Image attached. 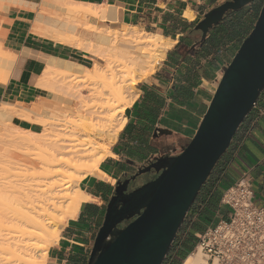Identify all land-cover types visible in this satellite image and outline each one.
I'll return each mask as SVG.
<instances>
[{
	"label": "bare ground",
	"instance_id": "6f19581e",
	"mask_svg": "<svg viewBox=\"0 0 264 264\" xmlns=\"http://www.w3.org/2000/svg\"><path fill=\"white\" fill-rule=\"evenodd\" d=\"M2 3L0 0V8ZM16 5L38 12L32 22L33 35L92 54L94 61L85 67L69 58L26 52L45 62L40 86L51 98V106L47 103L51 116H44L41 107L17 109L5 103L0 107V141L9 129L5 128L7 122L15 117L43 127L42 132L33 133L12 126L34 138L6 133L21 151L4 163L0 174V264H46L50 248L59 242L68 221L77 217L82 202L89 199L78 184L88 176L106 178L100 165L113 156L111 150L125 128L127 112L139 98L134 86L157 72L176 42L138 28L126 27L127 32L115 30L113 34L95 25L89 28L99 19L113 20L102 6L56 0H43L38 6ZM186 16L194 18L191 13ZM18 58L0 45V83L9 82ZM91 68L98 70L101 84L88 88L89 96L84 95L87 88L73 92L72 81L66 82L68 76ZM60 93H67L71 101L63 105ZM71 110L77 114L73 120ZM34 116L39 117L34 120ZM82 137L86 142H80ZM72 179L78 184H72ZM184 264H206V259L195 252Z\"/></svg>",
	"mask_w": 264,
	"mask_h": 264
},
{
	"label": "crops",
	"instance_id": "0c3cea01",
	"mask_svg": "<svg viewBox=\"0 0 264 264\" xmlns=\"http://www.w3.org/2000/svg\"><path fill=\"white\" fill-rule=\"evenodd\" d=\"M2 1L0 8V32L4 35L2 42L8 48V51L19 55L18 62L22 63L19 66V73L17 71L14 79L11 78L7 84L0 83V107L5 103L24 109L26 106L35 103L38 89L33 85V82L35 78L42 75L45 69V62L42 59L27 56L26 52L31 51L40 56H53L43 52V50L61 54L65 49L59 48L58 45L60 44L58 43L47 44L31 33L32 21L38 12L15 6L18 3L36 4L38 6L43 0ZM56 1L83 3L108 8V15H112L113 20L99 19L97 23L112 25L117 23L121 27L138 28L147 34L159 35L176 42L174 47L168 51L167 58L160 65L155 77L149 83H142L139 87V98L128 110L130 112L127 115L125 128L120 132L116 143L112 147L113 156L107 157L100 165V171L105 174L106 178L88 176L78 184L81 192L87 195L89 199L82 202L77 217L68 221L62 230L59 242L50 248L46 260V264H86L95 238L103 224L108 203L118 180L123 178L126 172L133 174L136 171L135 165L141 166L144 164L143 159L132 156L124 150L132 147L137 148L143 144L141 141L143 135L139 130V126L144 122L139 119V116L148 109H154L151 104L149 106L142 104L144 94L155 95L166 103L165 107L159 110V117L164 118L170 125L169 127L158 125V127L166 129L172 135L190 140L195 135L204 116L201 112L202 107H200L198 97L205 94L203 89L208 82L213 83L212 80L215 79L214 76L217 73L214 68L221 67L217 63H214V67L209 66V63L213 58L219 59V53L223 54L226 49L235 46L237 48L238 43L235 40L225 42L220 47L215 48L214 51H211L209 56L199 55L195 59L181 60L174 66L169 60V55L176 49V46L189 35H193L195 27L204 19L205 15L228 0ZM249 8V15H253L255 13L253 4H250ZM238 12L234 14L240 15V12ZM187 13H191L194 18L189 19L186 16ZM246 15L248 14L244 13L243 17L238 16L237 18L245 24L247 21ZM210 36L211 32L208 37ZM26 44H32L40 50L29 48ZM67 54L70 61L77 60L79 61L77 63L90 67L88 60L92 58L89 55L79 51H70ZM233 55L230 56V60ZM191 70H195V72L203 70L205 76L202 75L200 86L193 90L192 100L194 102L189 105H182V103L176 101L175 94L181 92L183 85L188 81L182 80V76H186ZM163 71L172 73L170 75L172 79L163 80L161 76ZM14 119L18 120L16 127L24 131L40 133L42 130L39 124L23 121V119L17 117ZM178 127L188 131L190 138L177 133L175 129ZM146 141H149V137H146ZM231 156V161L226 165L231 186L242 177L247 176L251 179L253 190L257 193V188L263 186L261 175L264 165V98L260 99L258 105L247 117L243 127L235 136L231 145ZM227 214V210L221 207L217 216L225 218Z\"/></svg>",
	"mask_w": 264,
	"mask_h": 264
},
{
	"label": "water",
	"instance_id": "95a60500",
	"mask_svg": "<svg viewBox=\"0 0 264 264\" xmlns=\"http://www.w3.org/2000/svg\"><path fill=\"white\" fill-rule=\"evenodd\" d=\"M255 1L228 0L211 10L195 27L202 33L201 41L229 13ZM213 86L190 142L176 155L138 166L137 173L124 183L123 194L140 175L154 171L157 177L125 194L122 204L116 189L88 264H164L202 187L264 93V4L254 29Z\"/></svg>",
	"mask_w": 264,
	"mask_h": 264
},
{
	"label": "trees",
	"instance_id": "16d2710c",
	"mask_svg": "<svg viewBox=\"0 0 264 264\" xmlns=\"http://www.w3.org/2000/svg\"><path fill=\"white\" fill-rule=\"evenodd\" d=\"M263 4H264V1L261 3V6H263ZM253 6H254V4H253ZM253 9L255 10V7H253ZM261 9H262V7H261ZM230 14H233V15H230ZM230 14L227 17H225L223 22L220 24L221 29L219 31L214 32L204 42H200V46L198 47L199 51L194 56H191V58H188L187 60L195 59V58L199 57V55H204L205 57L209 56L211 54V51H214L215 48L220 47L225 42H229V41L231 42V41L235 40V41H237V43H241V44L243 43V41L246 39V38L245 39H243V38L246 35L239 34V32H241V26H244V25H247L248 23H250V16L252 14L249 15V12H247L248 15H246L247 21L245 24H243L237 18L238 16L243 17L244 14H242V13H240V15H237L234 13H230ZM255 24L256 23L253 22L251 25V27L253 29H254ZM188 39H190V38L186 37L184 39V41L179 43L176 46V49L169 55V60L173 66L177 65L180 62L178 57L175 55V53H176V50L182 44L185 43V45L187 47H190L191 49L193 46H195V48H197V46L192 45L191 41ZM43 41L47 44L52 43V42L47 41V40H43ZM26 46L29 48L36 49V50H40V49L36 48L35 46H33L32 44H26ZM58 47L64 48L68 52H70V51L78 52L77 50H73L71 48L64 47L62 45H58ZM195 48L193 50H195ZM43 52L51 54V55L56 56V57H60L62 59L68 60V54H66V55L56 54L52 51H46V50H43ZM223 55H224V53L223 54L219 53L218 58L220 59ZM219 59L213 58L210 61L209 66L211 65L214 67V65L217 63V61ZM75 62H79V61L76 60ZM230 62H231V60H230ZM205 70H207V69L205 68ZM202 75H204L203 70H200L198 72H195V70H191L186 75L187 77L182 76V80H184V81L188 80V81H186V83L183 85L181 92L175 94V96L177 97V99H176L177 102L182 103V105H189L190 103L194 102L192 100V97L194 96L193 90L196 89L198 86H200V81L202 79ZM142 104L146 105V106H149L151 104V105H153L152 107L154 108V109H148V110L142 112V114H140V116H139V119L142 122H144L143 124H141L139 126V130H140L141 134L143 135L142 140H141L143 142V144L137 148L132 147V148H126L124 150H126V152H129L132 156H135L139 159H143L144 164L141 165V167H144V166H147L148 164H150L152 161H154V159L156 157H164L160 153V149L157 147L155 140L158 138L157 132L160 131V130H158L159 129L158 125L169 127L170 124L164 118L161 119L159 117V115H160L159 110H161L165 107V105H166L165 102H162V100H160L155 95L145 93L144 97L142 98ZM206 109H207V107H206ZM242 127H243V125L240 127L239 131L241 130ZM146 137L147 138L149 137L148 142L146 141ZM231 159H232V156H231V147H230V149L227 151V153L217 163L216 167L214 168L213 172L211 173L210 177L208 178L206 184L202 187L194 205L191 207V210H190V212L186 218V221H185L177 239L175 240V242L172 246V249H171L168 257L166 258L164 264H183L185 262L186 258L194 251V248L196 247V244L201 237L200 236L198 238L197 242L194 244V246L191 247V244L194 243L196 238H197L196 232L199 229H202L203 227H205V225L207 223H209L210 221L212 222L214 217H216L217 213L221 210L220 202H221L223 193L227 188H229L231 186V183H229V179L227 176L228 172H227V166H226L229 163V161H231ZM135 168H136V171L133 174L126 172L125 174H127V176L126 177L123 176V178L118 180V181H121V184L117 183L112 197L114 196L117 188L120 189V187H122V185H124V183L126 182L127 179L131 178L132 176H134L137 173L138 165H135ZM140 176H142L143 184H145V183H147V182H149V181H151L157 177V175L154 173V171L140 175ZM125 178H126V180L123 181V179H125ZM118 193H119V190H118ZM127 193H129L128 188H127V191L124 192V194H127ZM188 222H190V224H188ZM183 231H186V234L184 235V237H180V234H182ZM176 242H177V246H179V248L181 249V252H179L178 256H176L174 254ZM181 258H182V261H181V263H179L178 261Z\"/></svg>",
	"mask_w": 264,
	"mask_h": 264
},
{
	"label": "built area",
	"instance_id": "2783aa9c",
	"mask_svg": "<svg viewBox=\"0 0 264 264\" xmlns=\"http://www.w3.org/2000/svg\"><path fill=\"white\" fill-rule=\"evenodd\" d=\"M261 180L264 187V165ZM258 199L247 176L227 188L220 202L227 216L206 228L191 254L201 252L206 264H264V199Z\"/></svg>",
	"mask_w": 264,
	"mask_h": 264
},
{
	"label": "rangeland",
	"instance_id": "374dc122",
	"mask_svg": "<svg viewBox=\"0 0 264 264\" xmlns=\"http://www.w3.org/2000/svg\"><path fill=\"white\" fill-rule=\"evenodd\" d=\"M264 0H256L255 2H253L252 4H254V6L253 7H255V14H253V15H251L250 16V23H248L247 25H244V26H241V32H239V34H242V35H246L243 39H245V38H247V36L252 32V30H253V28L251 27V25H252V23L254 22V23H256V21H257V19H258V17H259V14H260V11H261V3L263 2ZM250 11V8H249V6H246V7H244V8H242L241 10H239V12L240 13H242V14H244V13H247V12H249ZM238 12V13H239ZM232 13H235V12H232ZM230 15H233V14H230ZM37 16V15H36ZM52 16H56V15H52ZM81 21H82V19H80ZM98 21V20H97ZM97 21H96V23H93V22H91L90 24H89V28H91V29H93L94 28V25L95 26H98V27H101V28H103V29H107L109 32H111L110 34H113V32L115 31V30H117V31H121V32H127L129 29L128 28H126V27H121L119 24H117L116 23V25H112V24H102V23H97ZM33 22V21H32ZM84 22V21H83ZM92 24V25H91ZM81 29H83L84 30V28H80L79 30L81 31ZM125 29H126V31H125ZM221 29V25H219L216 29H214V30H212L211 31V35L214 33V32H216V31H219ZM131 30V29H130ZM38 37V36H37ZM3 38H4V35L0 32V45H2L3 46V49L5 50V51H8V48L6 47V46H4V44H3ZM39 38H41V37H39ZM41 39H43V40H47V41H51V40H49V39H45V38H41ZM51 42H53V41H51ZM54 43H56V42H54ZM91 44L94 46V44H95V42H91ZM60 45H62V44H60ZM240 45H241V43H238V46H237V48H236V46L235 47H232V48H228V49H226L225 50V52H224V55L217 61V64L218 65H220L221 67H216V68H214V71H216L217 73H216V75L214 76V78L215 79H213L212 81H213V83L216 81V79H217V77H218V75L220 74V71H221V69H223L224 68V66H225V64H228L229 62H230V56L231 55H233V54H235L237 51H238V49H239V47H240ZM62 46H64V47H68V46H65V45H62ZM69 48H71V47H69ZM71 49H74V48H71ZM74 50H77V49H74ZM77 51H79V50H77ZM80 53H82V51H79ZM84 53V52H83ZM168 54V53H167ZM92 55V54H91ZM90 55V56H91ZM92 58H93V56H92ZM167 58V57H166ZM166 60V59H165ZM164 60V61H165ZM89 62H90V67L93 65V63H94V61L92 60V59H90V60H88ZM96 64H98V63H100V64H102V66H103V61H101V60H97L96 59ZM163 61V62H164ZM162 62V63H163ZM22 62H18V63H16V65L14 66V69L12 70V72H11V74H10V79L11 78H13L14 79V77H15V75H16V73H17V71H18V73H19V66H20V64H21ZM161 63V64H162ZM99 65V64H98ZM224 65V66H223ZM100 66V65H99ZM105 66H107V65H105ZM223 66V67H222ZM159 69H160V67H159ZM158 69V70H159ZM158 70H157V72H158ZM96 70L95 69H93V68H91V69H88L87 71H83V70H78V71H75V73H74V75L72 74L71 75V77L70 76H68L69 78H67V80H66V82H68V81H72V83H73V85H74V90H73V92H75L76 90H80V89H86L87 88V91H85V93H84V95L85 96H89L90 94H91V92H89L88 91V88H90V87H95V84H97V83H100L98 80H99V78H98V70L95 72ZM156 72V73H157ZM155 73V74H156ZM155 74H153L151 77H149L147 80H144V81H141V82H138L135 86H134V90H138L139 89V87L142 85V83H145V82H147V83H149L150 81H151V79L153 78V77H155ZM213 78V77H212ZM40 80H41V77H39V78H35V80H34V82H33V85L38 89V92H37V97H36V99H35V103H33V104H31V105H29V106H26V108H30V109H33V108H35V107H41V113H43V115L44 116H51V109H50V107L49 106H47V103H48V105H50L51 106V104H50V102H51V98H49L46 94V88L44 87V86H40ZM213 83H211V81L210 82H208V84H206L205 85V89H206V91L205 90H203L204 92H205V94H203V96H200V97H198V101H199V103H200V107H202V114L204 115V113H205V111H206V107H205V104L203 105V102L205 103V102H208L210 99H211V92H213L214 90H215V88H214V86H213ZM101 84V83H100ZM48 91V90H47ZM49 95V94H48ZM59 96L61 97V102L63 103V105H65L66 103H68V102H70L71 101V99L69 98V96H68V94L67 93H60L59 94ZM48 102H47V101ZM46 105V106H45ZM45 106V107H44ZM17 109H20V108H18V107H16ZM69 112H72V113H70V115H71V120H73V118H75L76 117V113H73V110H71V111H69ZM130 112V111H129ZM129 112H127V115H129ZM37 117H39V116H34V120H37L38 118ZM14 119V118H13ZM17 119H14V120H12L11 122H7V126L5 127L6 128V130H7V128H9L8 130H7V132L5 131L4 132V137H2V139H1V141H0V174L1 173H3V171H4V163L6 162V161H8V160H12V159H14L15 157H17V156H19L20 155V151H21V148L19 147V149H18V147H16L17 145L16 144H14L13 142H11L10 141V139H9V137L6 135V133L9 135V134H13V135H16V136H20V137H25V138H34V137H30V135H26V134H24V133H20V132H18V131H16L15 129L13 130V127L12 126H16L17 125ZM10 123H12V124H10ZM10 126V127H9ZM10 130V131H9ZM42 130H43V127H42ZM42 130H41V132H42ZM176 130V132L177 133H179L180 135H182V136H184V137H186V138H190V133L188 132V131H186V130H183V129H181L180 127H178V128H176L175 129ZM8 137V138H7ZM4 138V139H3ZM172 139H173V141H172V139L170 140V141H172V144L173 145H179V146H183V148L190 142V140H187V139H184V138H182V137H180V136H177V135H173L172 137H171ZM8 141H7V140ZM79 140H80V142L82 141V142H86L85 140V138H79ZM167 144H169V143H167ZM12 146H14V147H12ZM171 148H173V146L171 145L170 146V150H171ZM182 148V149H183ZM230 149V148H229ZM228 149V150H229ZM181 151V150H180ZM180 151H178L177 152V154L180 152ZM227 153V152H226ZM225 153V154H226ZM224 154V155H225ZM176 155V154H175ZM173 156V155H172ZM71 183L72 184H78V182L75 180V179H72L71 180ZM257 194H258V197H259V199L257 200V204H261L262 203V200H263V198H264V188H263V186L261 185V186H259L258 188H257ZM218 219H219V217L218 216H216V217H214V219L212 220V222L210 221L209 223H207L206 225H205V227H203L202 229H199L196 233H197V238H196V240H195V242L194 243H192L191 244V247H193L194 246V244L197 242V240H198V238L202 235V233L205 231V229L208 227V226H210V225H213V224H216L217 223V221H218ZM188 224H190V222H188ZM186 234V231H183L182 232V234H181V236L180 237H184V235ZM91 253V252H90ZM88 260H89V258L86 260L87 262H86V264L88 263ZM37 261H40V259L39 258H37ZM181 261H182V258L181 259H179V263H181Z\"/></svg>",
	"mask_w": 264,
	"mask_h": 264
},
{
	"label": "flooded vegetation",
	"instance_id": "af4514ba",
	"mask_svg": "<svg viewBox=\"0 0 264 264\" xmlns=\"http://www.w3.org/2000/svg\"><path fill=\"white\" fill-rule=\"evenodd\" d=\"M192 34H193L192 36L191 35L188 36L190 38L188 40L191 41L192 45H196L197 48H195V50H193L190 47H187L185 45V43L182 44L176 50V53H175V55L178 57L180 62H181V60L185 61L188 58H191V56H194L199 51L198 47L200 46V42H202L201 41L202 33L200 31H195ZM62 52L63 53H61V54H63V55H66L68 53L66 50H63ZM171 74L169 72L163 71L161 76H162L163 80L168 81V80L172 79V77L170 76ZM203 90L206 91L205 87ZM158 130H160V131L157 132L158 138L155 141H156L157 147L160 149V153L162 154V156H172V155L177 154L178 151L182 150L183 146H179L177 144L176 145L172 144V141H173V139L171 138L173 136L172 134H170L166 129L161 128V127H159ZM171 139H172V141H170ZM167 143H169V144H167ZM171 145L173 146V148H171V150H170ZM125 180H126V178L123 179V181H125ZM142 184H143L142 176H140L136 180L131 181L129 183L128 192L133 191L134 189L138 188ZM125 187H126V185H122V187H120V189H119V193H118L119 196L118 197H119V203L120 204H122V201H123L124 196H125V194L122 193V191H124ZM126 224H127V222L121 224L120 228L124 227ZM180 236H181V234H180ZM174 251H175L174 254L176 256H178L179 252H181V249L179 248V246H177V242H176V246H175Z\"/></svg>",
	"mask_w": 264,
	"mask_h": 264
}]
</instances>
